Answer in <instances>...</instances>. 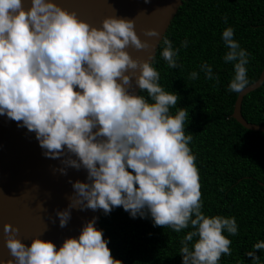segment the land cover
Wrapping results in <instances>:
<instances>
[{
    "label": "clouds",
    "instance_id": "clouds-1",
    "mask_svg": "<svg viewBox=\"0 0 264 264\" xmlns=\"http://www.w3.org/2000/svg\"><path fill=\"white\" fill-rule=\"evenodd\" d=\"M145 35L159 33L152 29ZM221 39L227 49L223 60L234 69L228 91L241 94L250 85V53L234 39L232 27ZM159 45L167 66L179 67L180 49L166 37ZM129 46L155 47L140 38L134 19L114 14L97 27L56 0H0V116L34 133L46 158L60 159L62 167L54 172L86 171V180L69 181L67 208L56 210L61 228L73 208L108 215L122 207L132 218L150 217L154 226L177 233L191 228L180 241L182 264H218L222 254L231 255L228 237L238 233L236 218L202 211L189 147L193 137L185 134L189 112L177 107V93L160 85L155 55L133 58ZM187 46V40L181 42ZM199 68L206 79L218 80L208 63ZM188 78L198 79L199 72ZM133 79L147 95L129 91ZM96 219L84 222L80 234L59 247L43 235L26 244L19 228L5 223L12 259L0 264H122ZM253 249L247 256L259 264L256 250H264V240Z\"/></svg>",
    "mask_w": 264,
    "mask_h": 264
},
{
    "label": "trees",
    "instance_id": "trees-1",
    "mask_svg": "<svg viewBox=\"0 0 264 264\" xmlns=\"http://www.w3.org/2000/svg\"><path fill=\"white\" fill-rule=\"evenodd\" d=\"M227 27L250 53L247 75L254 84L264 70V0H184L164 36L180 49L179 67L167 66L159 54L162 45L154 67L165 91L178 94L177 107L189 112L185 134L193 137L189 147L199 172L202 211L234 216L238 224V233L228 237L231 255L222 254L218 264H252L247 253L264 240V133L246 130L233 118L239 94L228 91L234 69L223 60L227 49L221 35ZM184 40L187 47H181ZM203 62L218 80L206 79L199 68ZM192 71L199 72L198 79L188 78ZM242 114L249 123L264 125V85L244 98ZM100 229L122 264H182L180 241L192 230L154 226L150 217L132 218L122 207L108 215L102 211ZM256 256L264 264V250H256Z\"/></svg>",
    "mask_w": 264,
    "mask_h": 264
},
{
    "label": "water",
    "instance_id": "water-1",
    "mask_svg": "<svg viewBox=\"0 0 264 264\" xmlns=\"http://www.w3.org/2000/svg\"><path fill=\"white\" fill-rule=\"evenodd\" d=\"M62 7L75 11L78 17L99 27L105 17L118 15L135 20V28L142 40L155 47L126 50L133 58L144 60L157 55L159 42L166 35L184 0H56ZM28 6L27 4L25 5ZM156 30L158 37L145 35ZM264 85V70L257 82L238 95L233 118L246 130L264 133V125L249 123L242 114L246 96ZM129 91L140 95L133 79ZM62 167L60 159L46 158L42 154L34 133L17 127V122L0 116V261L12 259L4 240L5 223L19 228V237L26 244L37 235L53 241L59 247L65 238L78 236L84 222L96 217L100 229L103 210L72 209L71 219L64 228L59 226L55 213L70 203L68 196L73 189L69 181L86 180L84 169L68 168L67 175L54 172ZM55 220V223H53Z\"/></svg>",
    "mask_w": 264,
    "mask_h": 264
}]
</instances>
